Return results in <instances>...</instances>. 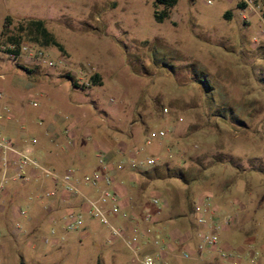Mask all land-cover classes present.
Listing matches in <instances>:
<instances>
[{
    "label": "rangeland",
    "instance_id": "374dc122",
    "mask_svg": "<svg viewBox=\"0 0 264 264\" xmlns=\"http://www.w3.org/2000/svg\"><path fill=\"white\" fill-rule=\"evenodd\" d=\"M252 1L255 11L240 0H177L170 17L157 21L154 10L162 5L155 0H0V90L6 102L29 110L25 121L14 120L17 130L53 147L62 142L52 141L53 133L79 130L93 157L100 137L133 131L136 141L128 147L155 159L142 188L153 187L156 192L145 189L151 200L158 195L167 202L165 216L190 211L193 217L190 201L207 191L231 219L229 227L238 221L234 233L251 238L264 255V38H258L264 0ZM27 18L42 19L65 50L30 39L18 28ZM21 42L42 48L55 65L6 53ZM77 76L88 86H73ZM160 129L163 137L145 143ZM83 217L98 239L86 235L79 242V229L66 230L68 242L49 245L46 225L35 235H4L0 264L21 258L26 264H95L98 258L137 264L105 223ZM128 217L130 234L157 221L137 212Z\"/></svg>",
    "mask_w": 264,
    "mask_h": 264
},
{
    "label": "crops",
    "instance_id": "0c3cea01",
    "mask_svg": "<svg viewBox=\"0 0 264 264\" xmlns=\"http://www.w3.org/2000/svg\"><path fill=\"white\" fill-rule=\"evenodd\" d=\"M3 102L9 107H14V111L6 116L8 119L4 124L0 123V131H7L9 139L14 145L25 148L29 147L31 155L38 159L41 163L51 164V167L57 170H63L71 167L75 172V180L79 189L87 195L96 196L99 189L90 186L83 179L85 174L99 170L100 165L97 161V152L93 155L88 152V140L79 130L72 132L66 136L58 131L53 133L52 141H61L60 145L53 147L50 144L31 141L34 137H26L15 126V121H25L29 115V110L23 107H16L13 102H6L5 96ZM1 106V105H0ZM132 127V125L130 124ZM55 128V127H54ZM52 128V129H54ZM122 133V134H121ZM112 136L100 137L96 140L98 149L104 151L108 157L110 164L114 167V190L118 194L119 203L122 211L127 213H151L156 218L154 228H150V235L145 236V244L152 245V237L157 236L163 245L157 257V264H229L230 261L220 257L216 253H199L194 248L193 229L195 223L190 213H179V215H166V205L160 206L154 204L150 196L145 192L146 188H142V177L149 178L145 172L147 166L135 164V155L138 159L141 157L140 150L137 148H129L131 143L136 141L135 134L129 130L127 133L121 132ZM124 135V136H123ZM61 136L64 138L62 139ZM123 136V137H122ZM148 157V156H147ZM44 161V162H43ZM46 165V164H45ZM1 172V161H0ZM27 176L17 177L13 174V169L9 167V178L5 183V189L0 194V246H6L2 242L4 235L19 236L22 234L32 233L35 235L46 225L49 228L51 239L44 238L43 242L49 245H62L70 239L68 229L63 223V216L69 209H76L88 215V207L80 195H73L59 184L54 183L48 176L39 175L30 165L27 166ZM152 192L157 190L150 187ZM54 190V194H47L48 191ZM152 195V194H151ZM22 203L32 212L20 208ZM22 211V212H21ZM225 214L223 210H220ZM90 219L91 217L88 216ZM129 217L114 214V222L125 226H130ZM88 220L79 228V242L86 235L93 236L98 239L99 234L88 225ZM238 222V221H237ZM222 231L223 238L220 235L221 245L225 248L238 249L243 252V264H264V255L257 253V257L253 258L251 253L256 251L250 245L251 238L241 233H234L233 225ZM186 227V228H185ZM130 228V227H129ZM44 229V228H43ZM191 230V238L185 239V234H179L178 230ZM67 230V231H66ZM141 229L140 231H144ZM221 233V234H222ZM47 239V241H46ZM3 245V246H2ZM154 247V246H153ZM194 251L191 258L185 259L181 257V251L184 249ZM2 249V248H1ZM118 264V263H114Z\"/></svg>",
    "mask_w": 264,
    "mask_h": 264
},
{
    "label": "built area",
    "instance_id": "2783aa9c",
    "mask_svg": "<svg viewBox=\"0 0 264 264\" xmlns=\"http://www.w3.org/2000/svg\"><path fill=\"white\" fill-rule=\"evenodd\" d=\"M244 8H251L256 10L252 0H240ZM208 3L212 0H207ZM259 37L264 38V31L259 32ZM256 40V39H255ZM6 53L9 56H19L23 58V62L30 64H47L48 66L55 65V62L47 57L42 48L35 47L27 42H21L17 48V51L8 50ZM63 57V56H62ZM66 59L63 57L62 60ZM63 62V61H62ZM0 76L3 77L2 74ZM77 83L82 84L84 87L88 86V82L84 81L81 76H77L75 79ZM4 93L0 90V119L4 116H9V105L3 102ZM166 111L167 108L164 107ZM2 111H5L4 114ZM67 132V129L65 130ZM165 135L164 130L160 129L152 131L146 138L145 143L149 144L155 138H160ZM33 142L36 141L32 138ZM29 147H19L14 145L11 139L5 137L0 132V194L5 189V183L9 178V167L13 169V174L17 177H26L27 166L30 165L39 175L48 176L54 183L59 184L64 190L73 194L80 195L85 201L88 207V213L92 217L98 218L105 223L112 235L119 237L131 250L133 257L137 264H157V257L163 245L160 238L157 236L152 237V245L145 244V236H149L150 228L144 231H133L129 233L131 228L125 225L114 224L111 220V216L121 215L126 218L129 213L121 210V206L118 199V194L114 190V167L110 164L108 155L99 150L96 154L97 161L100 165L99 170L92 171L89 174H85L83 179L90 186L98 188L99 193L96 196H90L84 194L78 187L75 180V172L71 167H67L63 170L54 169L48 165L41 163L38 159L31 155ZM135 164L141 166H148L155 162L153 157H146L145 159H138L134 155ZM47 194H54V190L48 191ZM152 202L158 206L161 204L167 205L164 199H161L158 195L152 197ZM160 204V205H159ZM22 212V211H21ZM193 221L195 228L193 229L194 235V248L199 253H216L220 257L229 260L231 264H243L242 257L243 252L238 249L225 248L221 245L220 235L223 230L229 227L231 219L224 213H222L213 202L211 193L204 191L201 192L192 205ZM152 215L147 212L146 218L151 219ZM64 226L68 230H77L83 226L84 217L83 212L76 209H69L63 216ZM179 234H185L187 240L191 238V230H178ZM47 241V239H46ZM152 250L150 253L147 251ZM257 251H253L251 256L257 257ZM194 251L186 248L182 250L181 257L189 259L193 256Z\"/></svg>",
    "mask_w": 264,
    "mask_h": 264
},
{
    "label": "trees",
    "instance_id": "16d2710c",
    "mask_svg": "<svg viewBox=\"0 0 264 264\" xmlns=\"http://www.w3.org/2000/svg\"><path fill=\"white\" fill-rule=\"evenodd\" d=\"M156 4L162 5L161 9H155L154 10V17L157 21H162L163 19L170 17V8L173 7L177 0H155ZM225 16H229V12L226 11ZM7 18V17H6ZM18 28L20 30H23L27 33V35L30 37V39L34 40V42L38 45H53L59 48L61 51H64L63 45L54 37V35L47 29V27L44 24V21L40 18H27L20 22H18ZM9 39L11 41V44H17L18 39L16 37H13L12 35L9 36ZM19 46V45H18ZM17 46V48H18ZM16 49H8V50H15ZM69 78H71V75H68ZM90 80L93 83H96L99 80V74L93 73L90 76ZM207 83V79H204ZM73 86L78 87L80 86L75 79L71 80ZM169 171V169H166V173ZM152 173L155 177H160V171L156 168L153 169ZM147 176H152L151 173L145 172ZM169 175V173H168ZM191 203L194 201H190ZM193 205V203H192ZM191 205V209H192ZM190 206V205H189ZM19 264H26L25 261L21 258L19 261ZM95 264H103L102 261L98 258L95 261Z\"/></svg>",
    "mask_w": 264,
    "mask_h": 264
},
{
    "label": "water",
    "instance_id": "95a60500",
    "mask_svg": "<svg viewBox=\"0 0 264 264\" xmlns=\"http://www.w3.org/2000/svg\"><path fill=\"white\" fill-rule=\"evenodd\" d=\"M150 252H152V250H149V251H147L146 253H150Z\"/></svg>",
    "mask_w": 264,
    "mask_h": 264
}]
</instances>
